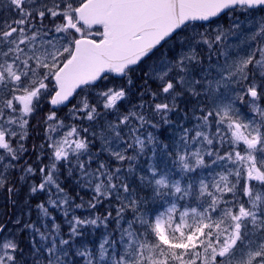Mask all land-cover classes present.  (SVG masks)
<instances>
[{"label": "snow or ice", "instance_id": "1", "mask_svg": "<svg viewBox=\"0 0 264 264\" xmlns=\"http://www.w3.org/2000/svg\"><path fill=\"white\" fill-rule=\"evenodd\" d=\"M0 264H264V0H0Z\"/></svg>", "mask_w": 264, "mask_h": 264}]
</instances>
